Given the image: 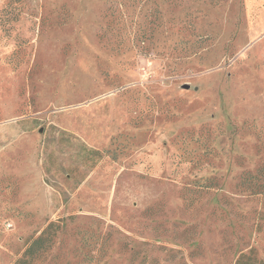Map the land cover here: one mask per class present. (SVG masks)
Returning a JSON list of instances; mask_svg holds the SVG:
<instances>
[{
	"label": "rangeland",
	"instance_id": "374dc122",
	"mask_svg": "<svg viewBox=\"0 0 264 264\" xmlns=\"http://www.w3.org/2000/svg\"><path fill=\"white\" fill-rule=\"evenodd\" d=\"M154 1L0 0V264H264V0Z\"/></svg>",
	"mask_w": 264,
	"mask_h": 264
},
{
	"label": "trees",
	"instance_id": "16d2710c",
	"mask_svg": "<svg viewBox=\"0 0 264 264\" xmlns=\"http://www.w3.org/2000/svg\"><path fill=\"white\" fill-rule=\"evenodd\" d=\"M131 2H132V7L134 8V9H138L139 10V14H138V16H137V20L135 21L136 22V25L137 24H139L140 26L142 25L140 22H139V20L141 19V18H143L144 19V21L145 22H148L149 20H150V18L151 17H153L152 15H153V12L152 11H150V13H148L149 12V9H150V6H157V4H156V2L154 1V0H130ZM167 3H171V4H173L174 6H179L180 5V3H182L184 0H165ZM188 1H193V2H200V3H208L209 5H210V0H188ZM145 10V13L144 14H142V12ZM155 11V15H156V13H158V10H154ZM120 15H122L121 13L119 14V16ZM156 19H158L157 17H156ZM151 22H152V20H151ZM143 27V38L145 39V38H147V31L145 32L144 30V26H142Z\"/></svg>",
	"mask_w": 264,
	"mask_h": 264
}]
</instances>
